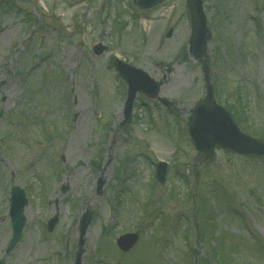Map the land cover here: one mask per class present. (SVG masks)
<instances>
[{
  "label": "rangeland",
  "instance_id": "374dc122",
  "mask_svg": "<svg viewBox=\"0 0 264 264\" xmlns=\"http://www.w3.org/2000/svg\"><path fill=\"white\" fill-rule=\"evenodd\" d=\"M203 8L215 99L239 109L242 127L264 140V0H203ZM190 32L185 0L145 11L133 0H0L5 264H73L86 208L81 264H264V162L218 151L199 164L186 133L189 110L205 94ZM97 43L106 46L99 56ZM114 57L161 80V97L175 106L138 94L120 127L126 88L107 62ZM159 159L170 167L163 185L150 180ZM12 185L25 190L26 221L6 255ZM129 231L139 241L123 253L115 239Z\"/></svg>",
  "mask_w": 264,
  "mask_h": 264
},
{
  "label": "water",
  "instance_id": "95a60500",
  "mask_svg": "<svg viewBox=\"0 0 264 264\" xmlns=\"http://www.w3.org/2000/svg\"><path fill=\"white\" fill-rule=\"evenodd\" d=\"M161 0H135V4L140 9H149ZM191 19V37L189 41V52L193 58L202 60L207 48L209 30L206 25V18L202 9V0H186ZM100 47H94V52L99 53ZM114 66L120 76L127 83V99L124 104L125 121H129L133 100L137 92H142L149 98H156L160 83L151 79L143 71L133 68L128 64L116 59ZM206 65H204V69ZM16 70V69H15ZM208 70H205L206 96L197 101L191 109V115L188 118V133L191 142L197 151L201 161L211 162L214 159V148H221L226 152L240 153L248 156L264 158V141L250 138L239 131L234 124L231 115L221 106L217 105L213 96V89L210 85ZM164 105L171 103L164 98H158ZM165 165H157V178L160 182L164 181ZM102 185L101 179L98 182V188ZM10 217L12 223V237L8 243L6 252L8 253L19 240L24 224L22 214L23 206L26 203L23 191L19 187H13L11 190ZM90 214L85 212L80 220L79 227V251L77 254V264L80 261L83 249V236L89 224ZM137 240L136 234H126L117 240L120 249L126 251L131 248ZM4 261L0 259V264Z\"/></svg>",
  "mask_w": 264,
  "mask_h": 264
}]
</instances>
